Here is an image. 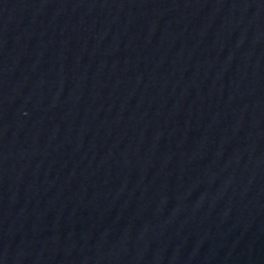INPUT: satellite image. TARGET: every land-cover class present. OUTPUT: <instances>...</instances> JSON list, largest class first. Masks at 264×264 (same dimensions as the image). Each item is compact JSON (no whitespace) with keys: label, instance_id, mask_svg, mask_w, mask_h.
I'll return each instance as SVG.
<instances>
[{"label":"water","instance_id":"95a60500","mask_svg":"<svg viewBox=\"0 0 264 264\" xmlns=\"http://www.w3.org/2000/svg\"><path fill=\"white\" fill-rule=\"evenodd\" d=\"M0 264H264V0H0Z\"/></svg>","mask_w":264,"mask_h":264}]
</instances>
